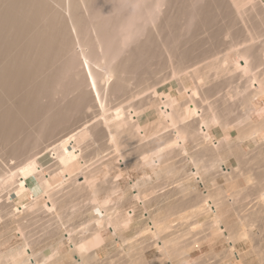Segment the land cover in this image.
I'll use <instances>...</instances> for the list:
<instances>
[{
    "label": "bare ground",
    "instance_id": "1",
    "mask_svg": "<svg viewBox=\"0 0 264 264\" xmlns=\"http://www.w3.org/2000/svg\"><path fill=\"white\" fill-rule=\"evenodd\" d=\"M218 19H221L220 21L222 22L223 20L227 22L222 24ZM217 21L221 25H217ZM192 23L202 26L201 28L197 26L200 30L196 29V26H193V30L198 34L208 29L212 31L210 28L216 23L215 26L217 27L215 28H220L219 36H222L220 37L222 43L223 41L225 42L228 37L230 38V35L234 36L235 31L237 32L236 29L233 34H231L230 28L235 29L238 27V32L240 30L242 34L239 33L240 35H237L238 32H235V36L237 35L236 38L232 39L234 40L232 43L230 41L231 44H234L230 46L229 43L227 51H224L225 53L222 55L223 57H221L222 60H218L219 58L217 59L218 56L216 55L220 50H217L218 52L213 54L216 50L213 51L211 49L213 52H209V54L204 52L209 56V58H206L204 61L208 59L209 61L207 62L209 63L205 62V66H199V64L202 63H199L200 59L198 56L197 58L199 61L196 60V57L193 58V60L185 61V58L191 56L190 54L193 55V52L197 50L193 48L196 44H192L194 42L193 39L198 38L194 36V34H198L193 33V36L196 38H193L191 35L192 44L191 47L188 46L190 48L185 50L186 54L183 52L180 54L176 53L180 51L179 45L182 46L181 44L183 42L181 41L183 40L181 39H183L184 35L190 34ZM227 24L228 26L226 27L225 25ZM203 26L206 28L208 27L207 30L202 31ZM215 28L214 31H216ZM221 31L224 32L221 33ZM214 34L217 33L214 32ZM239 36L240 40L243 42L242 45L240 44V40L237 39ZM242 36H244V40H242ZM210 37L211 35H209V37L207 36V38ZM203 38L205 39L206 37L204 36ZM236 39L239 40L236 44L241 45V47L235 44V42H237L235 41ZM215 40L218 41L219 38ZM184 41H186V39ZM170 42H172L173 45L170 44ZM186 43L188 44L190 42ZM196 43L199 44V42ZM203 44L205 45V43ZM186 46L184 45V47ZM217 47L219 46H216V49ZM226 47L224 49H226ZM202 48L204 47L202 46ZM219 48H221V46ZM207 49L209 50V48ZM173 57L178 61L176 68L171 67L172 72L170 71V73H172L171 77L176 79L180 85L179 90L177 89L179 94H177V91H172L166 95H159L156 91L152 92L153 87L155 90V83L153 85V82L158 81L155 80L157 79V73H159L158 70L164 68L169 61L174 59ZM167 58H170L168 62L165 61ZM171 65L172 63L170 66ZM162 70V72H164V69ZM211 72L216 76L215 78L223 74V80L229 83L230 88H232L230 84L233 83V80L235 82L237 81L238 85L241 82V88L239 86L237 88L236 85L234 86L236 87L234 89L235 91L239 88L242 89L240 93L242 94V96L240 95L241 98L238 97L239 93L236 95V92L231 89L238 99L241 100L237 101L235 98L232 99L234 94L231 92V95H233L230 98L235 100V103L242 102V110L245 109L246 111H244L246 113L242 112L241 117H239L241 120L237 117V120L233 121L234 118L232 119L231 117L234 116L228 118L236 124L235 128L238 134V141L250 145L255 144L256 133H264V117L260 120L258 119V121H254L252 118V114L258 111L263 113L264 111V0H0V229L1 231L8 232L12 229L18 231L17 234L24 246L21 251L12 255L13 258L17 257V264H92V261L97 259V252L95 249L99 246L101 247L102 244L104 245L105 238L102 236V233L105 228H109V230L112 231L111 235L113 238L117 237L122 243L129 242V240L122 235V230L132 222L135 211L129 210L128 212L116 213L117 210L114 211V208L107 207L109 201L106 203V206L102 205L101 202L97 204L95 202V205L92 204L93 207L90 208L89 212V215H91L92 212L93 215L91 216H94V220L91 225L90 223L86 226L83 224L88 230L86 229V231H84V227H81L79 228L81 230H70L69 233H61L60 237H57L56 235L59 234L57 233V228H55L57 232H54V229H52L54 227H49L48 230L50 231H46V226H44L45 228L43 227L44 229L42 228V230L46 232L43 231V235L51 239V247L53 249L55 248L54 250H56V252H53L51 250L52 248L50 249L48 247V250L36 253V250H38V248H35V246H37L36 239L38 232L33 231L35 230L33 225H37L36 227H38L40 221L42 222V220H44L41 219V217H49L48 214L52 215L54 213V216H58V218L61 217V215L59 216V210L63 207L62 204L65 202L64 195H66L65 197L67 198H72L78 194L77 196L85 195L89 198L91 194L97 196L104 192L103 194L109 197V195H112L117 189V182V185H114V182L111 180L109 181L113 184H108L109 182L105 181L106 183L97 185V181L99 180L98 177L101 174L105 175L103 173L104 171L101 172L99 170L100 167L98 166L100 163L96 165L94 170V167L90 166L92 163H88V159L85 156L89 155L88 153L85 154L86 150H89V147H91L94 141L100 142L102 151L111 149L115 154L114 157L110 158V161L108 159L106 164L104 163L107 172H114V180L119 179L122 174L121 171L117 172L119 167L116 169L112 165V163H114L113 160L120 159L122 163L120 166H124L127 162L132 160L134 163L136 160H141L140 162L142 165H145L144 167L153 165L154 168H156L162 163L160 162V158L162 157V159H165L163 156H166L167 152L170 153L169 151L177 152V155L180 156L178 158L181 159L182 155L180 154L183 153V149L187 146L183 148V143H186L184 141H188L190 144L194 145L193 147H197L199 150L202 149V153L205 150L206 153L212 152L210 159L208 158L210 161L208 160V163L206 162L211 167V173L212 169L220 171L221 175L227 178L226 181H233L238 178L237 175L239 172H237L236 175L235 172L237 171V166L243 164L242 160L244 159L240 156L241 160H239L240 157L238 158L236 153L233 152H235L237 148H240L236 147L234 148V150H236L233 151V145L234 147L236 145L233 144L232 140L227 138V136L222 140H218L216 143L212 141L213 135L210 130L215 126H220L224 134H227L226 130L230 123L228 125V121L226 122L227 119L225 120V118H222L224 114L227 115V113L223 114L222 112H229L230 108L235 105V103H232L230 106L228 105L230 104L227 103L229 101L228 99H230L229 93H227V95L225 94V97L221 94L219 95L222 90V85L213 79H209ZM181 74L185 78L193 81L195 85L193 89H186L184 86L185 81L180 78ZM208 74L209 76H207ZM166 75L167 74H165V76ZM238 81L240 82L238 83ZM151 82L153 87L150 86L152 87L150 92L152 93L150 94L149 92L148 95L146 94L149 90L147 84ZM157 83L159 84V82ZM143 84H146L148 88L145 86V89ZM141 85L143 86L141 90L139 88V90L136 89ZM134 86H136V92L132 90ZM222 87L224 88V85ZM226 89L229 90V88ZM240 89L238 90L239 92ZM145 94L146 96L142 97V95ZM138 96L142 98L138 100ZM155 99H158V101L160 100L159 103L158 101L156 102L158 103L157 105L155 104ZM232 100H230V102ZM156 116H158V118L161 117L157 122L154 119ZM238 120L240 122H237ZM156 126L159 128L163 126V129L167 131L168 138L165 136L166 139L164 140V137L161 136L164 142L162 140V143L159 145L160 147L158 146L160 140H157V142L154 139L157 142H155V144L158 149L155 148V151L152 149L153 151L149 152L144 149L145 152H141L142 157L138 156V158H141H136L135 160V157H137L136 154H139V150L142 149L141 143L144 140L145 143L147 142L144 136V130L156 128ZM164 134L166 133L164 132ZM150 135L154 136L156 134L152 133ZM148 139L149 138H147V140ZM140 141L142 142L140 143ZM238 141L236 142L237 145H239ZM147 143H150L149 140ZM97 144L99 145V143ZM209 144L212 145L209 146ZM148 145L146 144V146ZM134 146H136L135 151L132 152L131 150ZM153 146L154 144L150 147L154 148ZM258 146L259 145L256 147ZM175 148L177 151L173 150ZM197 148L196 151H198ZM223 149L226 150L227 160L229 155V159L235 161L229 168L226 166L225 162L221 160L220 152ZM258 149L256 156L254 155L255 153L252 154V152H249V154H252L249 155L253 157H251L252 160H250V158L248 160L245 159L246 161H252L250 165L256 164L257 166L255 167L254 165L253 170L255 173L253 174L254 177L252 176L255 182L250 180V177L245 176L244 173L241 174L244 175L242 178L246 181V185L249 183V180L257 185V188H255L257 197H253L254 200L252 199V201L254 202H250V204H253L250 205L249 201L247 202L251 206L247 204L249 206L247 210L250 209L248 213L252 216L255 215V217H253L254 219H257L259 215L264 212V143L261 144V147H258ZM185 150L184 153H186ZM239 151L237 152L238 154ZM90 152L92 151L90 150ZM242 152L243 151H241V153ZM106 154L105 155L109 157V154ZM172 155L175 154L172 153ZM177 155H175L176 160L174 159L175 161L172 160V162H169V160L171 161V154L169 157L166 156L167 161L173 166L172 169H175L176 166L177 168H181L183 164L179 163L181 162L179 160V162H177ZM101 156L102 155H98V159ZM245 156L247 158V155ZM182 158L184 160V157ZM93 159L94 158L91 160ZM103 160L104 159H102V162ZM34 161H37L40 165L41 171L39 170L37 173L36 168L33 167ZM167 161L164 162V165ZM49 162L52 163V166L48 164ZM116 162L117 161H115V163ZM156 162H158L159 165L158 163L156 164ZM173 162H177L176 166ZM195 162L197 163V161ZM195 162L194 165L196 168L193 169V173L191 172V177L197 176L198 165ZM134 163L132 164L134 165ZM247 164L248 163H246V166L249 165ZM135 165H137V163ZM166 165L164 169L167 168ZM203 166H205V164ZM246 166L242 167L247 169ZM144 167L142 166V168ZM242 167L241 170H243ZM182 168L185 169V166ZM204 168H209V166H205ZM164 169L156 168L154 170L157 172L152 173H156L157 175L160 173L163 174L165 171L167 174L172 173L173 175H179L184 171L179 169L180 172H178V169H168L167 171L169 172H167ZM248 170H250V168ZM248 170H245V172ZM210 171L205 172L204 170V174L207 175ZM248 172L250 174L251 171ZM183 173L185 174V171ZM172 174H170V176ZM184 174L183 176L187 173ZM213 174H216V172ZM41 176L42 178L40 180ZM181 176L182 175L179 177ZM195 179L197 180V178ZM178 180L181 181L182 179ZM55 183H57L58 186L59 184L61 186L68 185H66L67 190L64 191L65 194L59 192V189H56ZM159 183H161V181H159ZM252 185L254 186L255 184ZM252 185L250 186L252 187ZM61 186L60 189L62 191ZM134 188L137 189L138 193L135 194L132 199L134 198L136 200L138 198V203L145 205L143 203L144 200L142 202L140 199L144 198L145 192L150 187L147 189L144 188L146 189L145 191L143 187H139V183H137L134 185ZM250 188L246 190H252ZM151 190L149 191L151 192ZM182 190L183 189H181V191ZM154 191L157 193V190ZM240 191L244 192L242 189ZM241 192H239V194ZM247 192L244 193L247 194ZM58 193L63 194L61 195L63 199H61L64 202L57 199ZM186 194L187 192H185V195ZM233 194L232 199L233 196L238 193L236 192V194ZM248 194L246 196H239H244L245 198L248 197ZM218 195H220V192ZM107 197H105V199H107ZM192 197H188V199H192ZM197 198L200 199L199 196ZM197 198L194 199L197 201ZM218 199L216 197L217 201L222 199L224 201L217 203L215 200L211 201L207 198L203 199V204L199 205L202 201L199 202L200 200H198L197 204L199 206H193L196 204L194 200L195 204L192 203V207L189 204V207L193 208V211L198 215L207 212L214 213V218L213 220L211 219L214 223L212 226L217 228L218 225L219 227L217 229L213 228V231L215 230L224 234L223 241L231 245V250H228L232 251L234 243H236L242 235L247 234L245 232V234H242L240 231V228L244 226V224L246 225V223L240 225L238 222H230L228 218H230L234 212L236 213L238 207L230 208L228 204H226L225 198ZM180 200L185 199L181 198ZM238 201H241V199L238 198ZM58 202L60 206H57ZM103 202L102 203L105 204V201ZM184 202L185 201L182 203ZM147 203L148 202H146V204ZM186 204L188 205V202ZM246 207L245 205V208L241 207V209L238 210H241L244 214ZM63 209L60 210V212L66 211ZM171 209L172 208L167 211L170 212ZM187 209L184 207L182 210L186 211ZM64 214L65 212H63L62 215ZM244 216L242 215V218H244ZM256 216L258 217L256 218ZM36 217L41 220L38 221ZM50 218L49 220H51ZM55 221L57 223L59 220ZM55 221L53 223H55ZM185 221L186 220H184V223ZM87 222L90 221L87 220L86 223ZM60 223L61 222H59V224ZM251 223L248 224L251 225ZM257 223L259 222L257 221ZM63 224L65 223L63 222ZM151 225V231L155 233L153 235L158 236V230L155 229L158 225H155L154 221ZM214 236L212 244L217 240H219L217 241L219 243L222 241L220 240L221 237L219 234ZM38 237H40V235ZM182 238L186 239V237ZM156 240L157 239H155V241ZM179 240H177V242ZM34 241L36 242L34 243ZM180 241H182V239ZM173 242L176 241L173 240ZM173 242L172 240H164L163 242L157 240L154 245L155 247L158 245L159 250L163 252L162 256L169 259L172 255L171 251H173L177 243ZM60 243L63 244L58 247ZM182 243L185 242L182 241ZM123 245L125 244L123 243ZM148 246L150 245H147V247ZM238 256L236 258L241 264ZM136 260L139 261L138 258H136ZM156 261L158 262V260ZM262 261H264V259ZM161 262L164 264L163 261ZM167 262H169V260ZM0 264L8 263L1 261Z\"/></svg>",
    "mask_w": 264,
    "mask_h": 264
},
{
    "label": "rangeland",
    "instance_id": "2",
    "mask_svg": "<svg viewBox=\"0 0 264 264\" xmlns=\"http://www.w3.org/2000/svg\"><path fill=\"white\" fill-rule=\"evenodd\" d=\"M221 19H218V21L219 22H222V21H220ZM216 22V23H218L217 25H221L219 22ZM224 22H227V21H224L223 20V22H222V24L224 23ZM180 23H182V22H180ZM199 23V22H198ZM215 23V24H216ZM200 24V23H199ZM215 24L212 26V28H210L212 31H209V29L207 30V28L206 27H204L203 26V30L202 31H205V30H207V31H205V32H201V33H196L194 30H193V26H196L195 28L196 29H198L199 27L201 28L202 26H199V25H194L193 23L191 24L192 25V30H191V28H190V34H186V33H184V34H186L187 35V37H186V35H184V37H183V39H181V40H183V41H181V42H183L181 45L182 46H180L179 45V47H180V51H178V52H176L177 54L179 53H185L186 54V52H185V50H187L188 48H190L191 47V42H192V36H193V33H196V34H198V35H195L194 34V36H196V37H198L197 39H193V44L192 45H195L196 46V48H195V46H193V48L194 49H197L198 50V52H197V50H195L194 52H193V55L192 54H190L191 56H192V58H191V56H188L187 58H185V61H188V60H193V58H197V56H198V58L200 59V61L198 60V58L196 59V60H198L199 61V63H202V64H199V66L200 65H202V66H205L204 64H206L205 62H207V61H209L208 59H207V61H204V60H206V58H209V56H207V54H209V52L211 53V52H213L214 50H216V51H214L213 52V54L216 52H218L219 50L220 51H222V52H218L216 55L218 56L217 57V59L218 60H222V58L221 57H223L222 55L225 53L224 51H227V48H228V46H229V43H230V41H231V43L234 41V40H232L233 38H236V36L237 35H240V34H242L241 32H240V30H239V32H238V27H234L235 29H233V28H230L231 29V34H233V32H234V30H236L237 29V35L235 36V32H234V36L232 37L231 35H230V40L228 41L227 39H226V41L224 42L223 41V43L220 41L221 39H220V37H222V36H219V30H220V28H215V27H217V26H215ZM226 24V23H225ZM197 26H199L198 28H197ZM223 26V25H222ZM226 27L228 26V24L227 25H225ZM225 26H224V29H225ZM185 27H186V25H185ZM184 27V28H185ZM189 28H188V30H189ZM206 28V29H205ZM214 28H215V30L216 31H214ZM195 29V30H196ZM223 29V28H222ZM198 30H200V29H198ZM194 31V32H193ZM213 32V33H212ZM214 32L215 33H217V34H214ZM222 32H224V31H221V33ZM192 33V34H191ZM204 35H203V34ZM210 33H212V34H210ZM240 33V34H239ZM202 34V35H201ZM206 34H207V36L209 37V35H211V40H210V38H207V36H206ZM209 34V35H208ZM192 35V36H191ZM215 35V36H214ZM189 36V37H188ZM193 36V38H196V37H194ZM202 36V37H201ZM206 37L205 39L203 38V37ZM259 36V35H258ZM213 37V38H212ZM219 38V40L217 41V40H215V39H217V38ZM186 39V41H184ZM190 39V40H189ZM205 41H204V40ZM208 39V40H207ZM237 39H239L240 40V36H239V38L237 37ZM235 40V41H237V42H235V44L236 43H238V41L239 40ZM261 39H262V36H261ZM242 40H244V36H242ZM212 41V42H211ZM186 42H190V43H186ZM196 42H199V44L198 43H196ZM209 42H210V44H213V45H210L209 44ZM215 42V43H214ZM218 42H221V43H218ZM203 43H205V45H206V47H205V45L203 44ZM207 43V44H206ZM227 43V44H226ZM230 43V46L232 45L233 46V44H231ZM242 41L240 40V44L242 45ZM170 44H172V42H170ZM179 44V43H178ZM186 44H187V46H186ZM209 44V45H208ZM227 46H225V45ZM173 45V44H172ZM184 45L186 46V47H184ZM200 45V46H199ZM204 47V48H202V46ZM223 45V46H222ZM236 45H238V47L240 46L241 47V45H239V44H236ZM188 46H190V47H188ZM209 46V47H208ZM212 46V47H211ZM216 46H221V48H219V47H217V49H216ZM235 46V45H234ZM184 47V48H183ZM213 47H214V49H213ZM226 47V49H224ZM207 48H209V50L207 49ZM184 49V50H183ZM200 49H202V50H200ZM211 49L213 50V51H211ZM205 50V51H204ZM218 50V51H217ZM196 52V53H195ZM207 53V54H205V53ZM201 53V54H200ZM204 54V55H203ZM212 54V55H213ZM221 54V55H220ZM216 55H215V58H216ZM194 56V57H193ZM203 59H202V58ZM205 57V58H204ZM174 58V57H173ZM190 58V59H189ZM159 59H162V58H159ZM169 59L170 58H167L165 61H169ZM187 59V60H186ZM211 60V59H210ZM177 59L176 58H174V59H172L171 61H169L168 62V64L166 65V66H164V68H162V69H164V72H162L163 70L162 69H159L158 71H159V73H157V79H155V80H158V81H155V82H153V85H154V83H155V90H154V87H153V85H151L152 84V82L151 83H148L147 85L149 86V90L147 91V93L146 94H148L149 92H150V90H151V88L153 89L152 90V92L153 91H156L159 95H166V94H169V93H171L172 91H177V94H179L178 93V90H179V84H178V81L176 80V79H173L171 76H172V73H170V71L172 72V68H176V66H177ZM172 63V65L170 66V64ZM207 63H209V62H207ZM167 66H168V68H167ZM198 66V67H199ZM170 67V68H169ZM172 67V68H171ZM169 69V70H168ZM171 69V70H170ZM169 72V73H168ZM212 73V72H211ZM210 73V76H209V74L207 75V76H209V79H213L214 81H217V83H220L222 86L224 85V88L221 86V88H222V90H221V92L219 93V95L221 94V95H223L224 97H225V94L227 95V93H229V98L234 94V96L232 97V99H234L235 98V100H239L238 99V97H240L241 98V96H242V94H240L241 93V91H242V89H240L241 87V82L240 81H238V83H239V85L237 84V81L235 82L234 80L232 81V82H230V83H232V84H230V86H232V88H230L229 87V83H227V81H225V80H223L224 79V75L223 74H221L220 76H218L217 78H215L216 76H214L213 75V73L211 74ZM165 74H167L166 76H165ZM169 74H171V75H169ZM211 75H212V78H211ZM159 77H161V78H159ZM166 77V78H165ZM214 77V78H213ZM220 77V78H219ZM168 78V79H167ZM180 78L183 80V81H185V83H184V86L186 87V89L187 90H191V89H193L194 88V83H193V81H191V80H189V79H187V78H185L182 74L180 75ZM236 79V78H235ZM221 80H223V81H221ZM237 80V79H236ZM164 81V82H163ZM220 81V82H219ZM157 82H159V84L157 83ZM187 82V83H186ZM202 82V81H201ZM225 82V83H224ZM161 83V84H160ZM224 83V84H223ZM144 85V88L146 89V87H147V85L146 84H143ZM219 85V84H218ZM236 85V87L238 88V86L240 87L239 89H240V92L238 91H235L234 89L236 88V87H234ZM146 86V87H145ZM150 86H152V87H150ZM225 86H228V87H225ZM142 85L141 86H139V87H137L136 88V86H134V87H132V90H134V92H136L135 91V88L136 89H142ZM157 87V88H156ZM134 88V89H133ZM148 88V87H147ZM226 88H229V90L228 89H226ZM138 89V90H139ZM178 89V90H177ZM231 89H233V91L234 92H236V95H238V93H239V96L237 97L236 95H235V93L234 92H232L231 91ZM133 92V91H132ZM152 92H150V94L152 93ZM233 93L232 95H231V93ZM223 93V94H222ZM146 94L145 95H142V97L144 96H146ZM176 94V95H177ZM149 95V94H148ZM241 95V96H240ZM227 96V97H228ZM139 97V96H138ZM137 97V98H138ZM142 97H139L138 98V100L139 99H141ZM222 97V96H221ZM226 97V98H227ZM236 97H237V99H236ZM136 98V99H137ZM212 99H214V98H212ZM228 99V98H227ZM231 98L230 99H228L227 101V103H230V104H228L229 106L230 105H232V103L234 104L235 103V100H232ZM230 100H232L231 102H230ZM241 100V99H240ZM239 100V101H240ZM133 101H137V100H133ZM158 101V99H155V104L157 105L159 102H160V100L158 101V103H156ZM237 104H239V105H237ZM241 105H243L242 104V102H237V103H235V105H233L231 108H230V111L229 112H222L223 114L224 113H227V115L226 114H224L223 116H222V118L224 119L225 118V120H226V122L228 121V125H229V123H230V125H229V127H228V129L226 130L227 131V134L225 135L224 134V131L221 129V127L220 126H215L214 128H211L212 130H210L211 131V134L213 135V139H212V141H213V143H216V142H218V140H222L223 138H226V136H227V138H229L230 140H232V143L233 144H235L236 146L234 147V145H233V151H235L234 150V148H236V147H239L240 149H242V150H240V149H238L237 148V150L235 151V152H233V153H236V156L239 158L240 156L242 157V159H244V160H242L243 161V164L242 165H240V166H237V167H235V168H237V171L235 172V175H236V173L237 172H239V174L237 175L238 176V178H236V179H234L233 181H226V177H224V175H221V173H220V171H215V170H213L212 169V173H211V171H210V165H208L207 163V161L210 159V155L212 154V152H208V153H206V150L204 151V149H203V151L205 152H201L202 151V149L201 150H199L197 147H193L194 145H192V144H190L188 141H184V142H188L187 144L186 143H183V148H184V146H186L184 149H183V153H181L180 155H182V157H184V160H183V158L181 157V159L180 158H178V157H180V156H178L177 155V152H172V151H169L170 153H168L167 152V155L169 154H171V161L169 160V162H172V160L173 161H175L176 160V156L175 155H177V162H179V161H181V162H179V163H183L182 164V166H181V168L182 167H184L185 166V169L184 168H177V166H176V164H177V162H173V164L176 166L175 167V169L173 168L172 169V165H171V163H169L168 161H167V157H169V155L167 156L166 154V156H163V158H165V159H162V157L160 158L161 160H160V162H162V163H160L161 165H159V163L158 162H156V164L158 163V167H156V168H158V169H164V167H165V165L167 164V163H169V164H167L166 165V169H164V170H168V169H170V170H179V169H181V171L182 170H184L185 171V174L183 173L184 171H182L179 175H173L172 173H169V174H167L164 170V173L162 174V173H160V174H157L156 175V173H152V172H157L156 170H154V169H156V168H154V166L153 165H148V166H146V167H144L145 165H142V163L140 162L141 160H136V158L137 159H140L142 156V154H141V152L142 153H144L145 151H144V149L145 150H147L148 152L149 151H153L152 149H154V151L156 150L155 148H157V146H156V144H155V142L158 140H160L159 142H158V146L162 143V140H163V137H164V140L166 139L165 138V136L168 138V134H167V131H165L164 129H163V126H161L160 128L159 127H157L156 126V128L154 129V128H150V129H147V130H144V136H145V139H146V141L148 142V140H149V142L150 143H145V140L142 142V141H140V143H141V147H142V149L141 150H139V154L137 155L136 154V152H135V154H136V156L137 157H135V163H134V161L132 160V161H129V162H127V166L126 165H124V166H120V164H122L121 163V161H120V159L119 160H113L114 161V163H112V165L117 169L118 167V170H117V172L118 171H121V174H122V176L119 178V179H117V180H114L115 178H114V172H107V168L105 167V164H106V161H108V159H109V161H110V158H112V157H114V153L111 151V149H108V150H103L102 151V149H101V144H100V142H98V141H94L93 142V144L91 145V147H89V150L87 149L86 150V153L85 154H89L88 156H91L92 158H94L93 160H91L92 158L91 157H88L87 155H85L86 157H87V159H88V163H92L90 166L91 167H94L93 169L95 170V168H96V165L98 164V163H100L99 164V166L98 167H100V171L101 172H103L105 175H103V174H101L99 177H98V181H97V185H101V184H103V183H106V182H109L108 184H113L111 181H113L114 182V185H117V189H119V190H115V192L112 194V195H109V197H107L105 194H103V193H101L100 195H97V196H95V195H93V194H91V195H89L90 197L88 198V196L86 197L85 195H79V196H77L78 194H76L75 196H73L72 198L71 197H69V198H67V197H65L66 195H64V201L62 200L63 199V196H61V195H63V194H61V193H58L57 194V199L59 200V201H61L62 200V202H64L62 205H63V207L60 209V210H62L63 208H65V206H66V208H68V209H63V210H66V211H63V212H65V214L64 215H62L63 214V212L61 211L60 212V210H59V216L61 215V217H59L58 218V216H54L53 214V216L51 215V214H48V216L49 217H46V218H44L45 216H43V218L41 217V216H39V217H41V219H44V220H42V222H44V223H42L40 220V218H37L36 217V219L38 220V221H40V225H38V227H36L37 225H33V228H35V230H33V231H36V232H38L37 234V239H36V241H37V246H35V248H38V250H36V253H41L42 251L44 252V251H46V250H48L47 248L49 247L50 249L52 248L51 246H52V241H51V239H49L48 237H46L45 235H43V231L44 232H46V231H50V230H48V228L49 227H54V228H52V229H54V232H57V230L55 229V228H57L58 229V232L57 233H59V234H57L56 236L57 237H60V234L61 233H63V234H67V233H69V231L70 230H74V231H76V230H81V229H79V228H83L84 226H86V225H88V223H90V225H91V223H92V221L94 220V216H91V215H93L92 214V212H91V215H89V212H90V208L91 207H93L92 206V204L93 205H95V202H96V204L98 203V202H101V204L102 205H104V206H106V203H107V207H112V208H114V211H116L117 210V212L116 213H118V212H128L129 210H134L135 211V215H134V219L132 220V222L130 223V224H128L127 226H125L124 228H123V230H122V235L125 237V238H127L128 240H129V242L127 241V242H123L125 245H123V243L122 242H120V240L117 238V237H114L113 238V236L111 235V230H109V228H105L104 229V231H103V233H102V236H104V238H105V242H104V245L102 246L101 245V247L99 246V247H97L96 249H95V251L97 252V259L95 260V261H92V264H96V263H98V264H111V263H113V264H162V262L161 261H163V263L164 264H240L239 262H238V259L236 258L238 255L240 256H238V258H239V260L241 261V264L243 263V264H264V261H262L263 259H264V212H263V214H260L259 215V217L258 216H256V218L258 217L259 219H260V216H261V219L259 220L258 218L257 219H254L253 217H255V215H251L250 213H248V210L250 211V209H248L247 210V208H249V206L250 205H252V204H250V202H254V201H252V199L254 200V198L253 197H257V195L255 194V188H257V185H256V183H254L255 182V180L253 179V177H254V173H255V171L253 170L254 169V165H255V167H257L256 166V164H252V165H250L251 163H252V161H250V160H252V158L249 156V155H252V154H254L255 156L257 155V152H258V147L260 148L261 147V144H263L264 143V133L263 132H258V133H256V135H255V144H253V145H250V144H248V143H244V142H242L241 143V141H238V134H237V132H236V124L235 123H233L232 122V120L230 119V118H228V117H231V116H234V117H231L232 119H233V121H235V120H237V117L239 118V117H241V115H242V112L244 113L246 110L244 109V107H243V109L245 110H242V106ZM237 106V107H236ZM239 107V108H238ZM241 107V108H240ZM238 108V109H237ZM237 110V111H235V110ZM242 110V111H241ZM239 112H241V113H239ZM236 113V114H235ZM246 113V112H245ZM259 113H261V114H259ZM258 117V118H257ZM262 117H264V111H263V113L262 112H257V113H255V114H252V118H253V120L255 121V120H257L258 121V119L260 120V119H262ZM161 117H159L158 118V116H156L154 119H155V121L157 122L159 119H160ZM229 120H231V121H229ZM239 120H241L240 118H239ZM237 121V122H240V121ZM161 121H162V119H161ZM224 121V120H223ZM92 122H94V121H92ZM92 122H90V123H92ZM232 122V123H231ZM236 122V123H237ZM158 124V123H157ZM238 124V123H237ZM94 125V124H93ZM163 130H162V129ZM153 129V130H152ZM158 129V130H157ZM157 130V131H156ZM149 131V132H148ZM151 131V132H150ZM166 133V134H164V132ZM156 132V133H155ZM156 134V135H150V134ZM237 134V135H236ZM148 135H150V136H148ZM159 135V136H158ZM161 136H163V137H161ZM152 137V138H151ZM155 137V138H154ZM147 138H149L148 140H147ZM160 138V139H159ZM152 139H153V141H152ZM156 141H155V140ZM234 139V140H233ZM235 139H236V141H235ZM151 140V141H150ZM164 140H163V142H164ZM238 141V144L239 145H237V142ZM152 142H154V143H152ZM156 142V143H157ZM97 143H99V145L97 144ZM143 143H144V146H143ZM146 144L149 146H146ZM151 144V145H150ZM152 144H154V148H152V147H150V146H152ZM210 145H212V144H209V146ZM257 145H259L258 147H256ZM96 146H98V147H96ZM156 146V147H155ZM179 146V145H178ZM178 146H176V147H178ZM135 147L136 146H134V147H132V152H134L135 151ZM148 147V148H147ZM160 147V146H159ZM193 147V148H192ZM195 148V149H194ZM196 148H197V150L199 151H196ZM256 148V149H255ZM151 149V150H150ZM158 149V148H157ZM186 149V150H185ZM254 149H255V151H254ZM90 150L92 151V152H90ZM99 150H101V151H99ZM174 151H177V149L175 148V149H173ZM184 150H185V152L186 153H184ZM240 150V151H239ZM87 151H89V152H87ZM146 151V152H147ZM167 151V150H166ZM189 151V152H188ZM226 150H221V152H220V155H221V160H223L224 162H225V164H226V166L229 168V167H231L234 163H235V161L234 160H232V159H229V155H228V160H227V155H226V152H225ZM239 151V154L237 153ZM241 151H243L242 153H241ZM247 153H246V152ZM173 154H175V155H172V153ZM245 152V153H244ZM249 152L251 153L252 152V154H249ZM97 153H99V154H97ZM106 153H108L109 154V157L108 156H106L107 154ZM111 153H112V155H111ZM188 153V154H187ZM201 153V154H200ZM228 153V152H227ZM241 153V154H240ZM244 153V154H243ZM106 154V155H105ZM228 154H230V153H228ZM244 156H243V155ZM93 155V156H92ZM98 155H102L101 157H99V159H98ZM111 155V156H110ZM183 155H185V156H183ZM202 155V156H201ZM239 155V156H238ZM245 155H247V158H246V156ZM138 156H141V157H139L138 158ZM206 156V157H205ZM223 156V157H222ZM173 157V158H172ZM190 157V158H189ZM198 157V158H197ZM200 157V158H199ZM241 157L239 158V160H241ZM244 157V158H243ZM185 158H186V160H185ZM203 158V159H202ZM209 158V159H208ZM250 158V160L249 161H246L245 159H249ZM102 159H104L103 160V162H102ZM170 159V158H169ZM175 159V160H174ZM199 161H198V160ZM224 159H226V160H224ZM98 160V161H97ZM163 160V161H162ZM179 160V161H178ZM206 160V161H205ZM92 161V162H91ZM93 161H94V163H93ZM95 161H96V163H95ZM101 161V162H100ZM105 161V162H104ZM112 161V162H113ZM115 161H117L116 163H115ZM120 161V162H119ZM158 161V160H157ZM165 161H167V163L164 165V162ZM183 161V162H182ZM195 161H197V165H198V168H197V170H198V172H197V176H192L191 177V172L193 173L194 172V170L193 169H195L196 167H195V165H194V162ZM203 161V162H202ZM210 161V160H209ZM52 162V161H51ZM53 162L55 163V161L53 160ZM52 162V163H53ZM131 162V163H130ZM205 162V163H204ZM207 162V163H206ZM244 162H245V164H244ZM251 162V163H250ZM52 163H48V164H51V166H52ZM102 163V164H101ZM105 163V164H104ZM132 164V163H134V165L137 163V165H130V164ZM139 163H140V165H139ZM178 163V164H179ZM199 163V164H198ZM205 164V166L206 167H208L209 166V168H204L205 166H203L204 164ZM246 163H248L247 165L248 166H246ZM47 164V165H48ZM93 164H95V165H93ZM118 164V165H117ZM164 166H163V165ZM208 166H207V165ZM103 165V166H102ZM144 167V168H142V166ZM194 165V166H193ZM49 166V165H48ZM134 166V167H133ZM152 168H151V167ZM163 166V167H162ZM169 166V167H168ZM179 167H180V164L178 165ZM245 167L246 166V168L247 169H244L243 167ZM34 168H36V173L37 172H39V170L41 171V169H40V165L37 163V161H34V166H33ZM32 167V168H33ZM46 167V166H45ZM105 167V168H104ZM192 167H194V168H192ZM241 167H242V169L243 170H241ZM31 168V169H32ZM154 168V169H153ZM177 168V169H176ZM250 168V170H248ZM251 168H252V170H251ZM126 169H127V171H126ZM205 170V172H207V171H210V173H206L207 175H205L204 174V170ZM206 169H207V171H206ZM240 169V170H239ZM245 170H248V171H251L250 172V174H249V172L248 171H246L245 172ZM107 172V173H106ZM162 172V171H161ZM167 172H169V171H167ZM178 172H180V170L178 171ZM214 172H216V174H213ZM242 172V173H241ZM253 172V173H252ZM244 173V175L245 176H248V177H250L249 179L250 180H252V181H254V182H251L250 180L247 182L248 184L246 185V181L242 178V177H244V175H241V174H243ZM165 174H167V175H165ZM170 174H172L171 176H170ZM178 174V173H177ZM183 174L186 176H183ZM212 176H211V175ZM249 174V175H248ZM155 175V176H154ZM163 175V176H162ZM180 175H182L181 177H179ZM201 175V176H200ZM218 175H220V176H218ZM146 176V177H145ZM166 176V177H165ZM178 176V177H177ZM215 176V177H214ZM253 176V177H252ZM144 177V178H143ZM148 177V178H147ZM160 177V178H159ZM164 177V178H163ZM169 177V178H168ZM173 177H175V178H173ZM217 177V178H216ZM224 177V178H223ZM41 178H42V176L40 177V180H41ZM157 178H159V179H157ZM162 178V179H161ZM172 178V179H171ZM195 178H197V180L195 179ZM200 178V179H199ZM215 178V179H214ZM149 179V180H148ZM157 179V180H156ZM166 181H165V180ZM178 179H182L181 181H179ZM187 179V180H186ZM104 182H103V181ZM109 180H111V181H109ZM173 180V181H172ZM177 180V181H176ZM80 181H82V180H80ZM106 181V182H105ZM145 181V182H144ZM159 181H161V183H159ZM170 181V182H169ZM215 181V182H214ZM116 182H117V184H116ZM141 182V183H140ZM143 182V183H142ZM147 182V183H146ZM163 182V183H162ZM182 182V183H181ZM214 182V183H213ZM58 183V182H57ZM57 183H55V185H56V189H59L58 191L59 192H63L64 193V191L65 190H67V186L66 185H60L59 184V186H58V184ZM60 183V182H59ZM137 183H139V187L141 186V187H143V190H145L146 191V189L147 188H149V189H147V191L145 192V194H144V198H142V199H140V200H142V202H143V200H144V204L145 205H141V204H139L138 203V198L135 200L134 198L132 199V197H134L135 196V194H137L138 193V191H137V189L136 188H134V185H136ZM178 183V184H177ZM181 183V184H180ZM63 184V183H62ZM141 184V185H140ZM148 184V185H147ZM155 184V185H154ZM160 184H164V185H160ZM214 184V185H213ZM216 184V185H215ZM252 184H255L254 186L252 185ZM54 185V186H55ZM144 185V186H143ZM157 185V186H156ZM178 185V186H177ZM184 185V186H183ZM218 185V186H217ZM221 185V186H220ZM250 185H252V187L250 186ZM60 186H61V188H62V191H61V189H60ZM63 186H64V189H63ZM148 186V187H147ZM155 186V187H154ZM160 186V187H159ZM214 186V187H213ZM218 188H217V187ZM220 186V187H219ZM246 186H247V188H246ZM251 188H250V187ZM157 187V188H156ZM159 187V188H158ZM163 187H164V189H163ZM168 187V188H167ZM174 187V188H173ZM182 187V188H181ZM188 189H187V188ZM254 187V188H253ZM66 188V189H65ZM144 188H146V189H144ZM220 188V189H219ZM248 188H250V189H252V190H250L251 191V194H250V191H248L249 189ZM135 189H136V191H135ZM152 189V190H151ZM176 189V190H175ZM181 189H183L182 191H181ZM195 189V190H194ZM242 189V191H244V192H247V194H248V197L250 198H248V197H245L244 198V196H246L247 194H245L244 192H241L240 190ZM246 189H248V190H245ZM149 190H151V192L149 191ZM154 190H157V193H156V191H154ZM169 192H168V191ZM173 190V191H172ZM175 190V191H174ZM179 190V191H178ZM208 190V191H207ZM149 191V192H148ZM153 191V192H152ZM254 191V192H253ZM148 192V193H147ZM185 192H187V194L185 195ZM191 194H190V193ZM194 192V193H193ZM196 192V193H195ZM216 192H217V194H216ZM219 192H220V195H218L219 194ZM235 192V193H234ZM236 192L238 193V194H236ZM239 192H241L240 194H239ZM252 192H253V195H252ZM167 193V194H166ZM182 193V194H181ZM183 193H184V195H183ZM209 193V194H208ZM236 194L235 196H233V199H232V194ZM244 193V194H243ZM65 194V193H64ZM115 194V195H114ZM208 194V195H207ZM231 194V195H230ZM233 194V195H234ZM93 195V196H92ZM160 195V196H159ZM163 195V196H162ZM197 195V196H196ZM238 195V196H237ZM239 195H244L243 197H240ZM256 195V196H255ZM97 197V198H95V197ZM183 196V197H182ZM193 196V197H192ZM195 196V197H194ZM200 197V199L199 198H197V197ZM207 196V197H206ZM225 196V197H224ZM56 197V196H55ZM60 197V198H59ZM105 197H107V199H105ZM149 199H147V198ZM188 197L190 198V197H192V199H188ZM213 197V198H212ZM216 197H217V199L218 200H220L221 198H225V202H226V204H228V206L230 207V208H237V210H236V213L234 212V214L230 217V218H228V220H230V222L231 221H233V222H238V224H244V223H246V225L249 223H251V225H245L244 224V226H242L240 229V231L242 232V234H245V233H247V234H245V235H242L240 238H239V240H237L236 241V243H234V247H232L233 249H232V251H229L228 249H230L231 250V245L229 244L228 245V243H226V242H224L223 241V235L224 234H221V233H219L218 231H213V228H215V229H217L219 226L217 225V228L215 227V226H212L214 223H213V218H214V213H211V212H207V213H204V214H197L195 211H193L194 209L193 208H191L192 207V203L193 204H195V205H193V206H197L198 204H197V201L198 200H200L199 202H201L199 205H201V204H203L204 202H203V199H207V198H209V200H215L217 203L218 202H223L224 200L222 199V200H220V201H217L216 200ZM221 197V198H220ZM227 197V198H226ZM229 197V198H228ZM236 197V198H235ZM252 197V198H251ZM62 198V199H61ZM94 198H95V200H94ZM109 198V199H108ZM131 198V199H130ZM181 198H183V199H185V200H180ZM197 198V201L195 200V199ZM203 198V199H202ZM238 198L239 199H241V201H238ZM86 199V200H85ZM101 199V200H100ZM129 199V200H128ZM154 199H155V201H154ZM237 199V200H236ZM83 200V201H82ZM94 200V201H93ZM99 200V201H98ZM125 200V201H124ZM179 200V201H178ZM190 200H192V201H190ZM196 202H195V201ZM103 201H105V204H103L104 202ZM131 201V202H130ZM148 202L147 204H146V202ZM150 201V202H149ZM181 201V202H180ZM183 201H185L184 203L186 204L187 202H188V205L186 204H184V203H182ZM234 201V202H233ZM238 201V202H237ZM246 201V202H245ZM249 201V204L247 203ZM61 202V203H62ZM75 202V203H74ZM78 202V203H77ZM103 202V203H102ZM118 202V203H117ZM179 202H180V204H179ZM195 202V203H194ZM198 202V203H199ZM239 202H241V203H239ZM127 203V204H126ZM231 203V204H230ZM232 203H233V205H232ZM239 203V204H238ZM243 203H244V206H243ZM246 203V204H245ZM109 204V205H108ZM180 206H179V205ZM184 204V205H183ZM189 204L191 205V207H189ZM249 206H248V205ZM118 205H119V207H118ZM198 205V206H199ZM236 205H239V206H236ZM242 205V206H241ZM245 205L247 206L246 207V211L244 212V214H245V216H244V214H243V212L241 211V210H238V209H241V207L242 208H245ZM57 206H60V203L58 202V204H57ZM71 206V207H70ZM116 206V207H115ZM142 206H144V207H142ZM174 206H176V207H174ZM235 206V207H234ZM184 207H185V209H187V208H189V209H187L186 211L185 210H182V209H184ZM187 207V208H186ZM251 207V206H250ZM170 208H172L171 209V211L169 212V211H167V210H169ZM174 208H176V209H174ZM72 209V210H71ZM146 210V211H145ZM181 210V211H180ZM144 212V213H143ZM149 212V213H148ZM168 212V213H167ZM195 212V213H194ZM239 214H238V213ZM241 212V213H240ZM247 212V213H246ZM146 213V214H145ZM171 214V215H170ZM177 214V215H176ZM239 216H238V215ZM241 214V215H240ZM249 214V215H248ZM196 215H197V217H196ZM237 215V216H236ZM242 215L244 216V218H245V220H244V218H242ZM262 215H263V218H262ZM194 216V217H193ZM51 217V218H50ZM250 217V218H249ZM49 218L52 220H49ZM61 218V219H60ZM90 218V219H89ZM192 218H193V220H192ZM252 218V219H251ZM212 219V220H211ZM242 219V220H241ZM47 220V221H46ZM55 220H59L57 223H56V221H55V223H53ZM90 221V222H87L86 223V221ZM158 220H160V221H158ZM184 220H186L185 221V223H184ZM211 220V221H210ZM252 220V221H251ZM153 221H154V224L155 225H158L155 229L156 230H158V236H154L153 234H155V233H153L152 231H151V223H153ZM248 223H247V222ZM251 221V222H250ZM255 223H254V222ZM257 221L259 222V223H257ZM261 221V222H260ZM59 222H61L60 224H62V225H60L59 224ZM63 222L65 223V224H63ZM156 222V223H155ZM241 222V223H240ZM47 223H49V224H47ZM74 223V224H73ZM212 223V224H211ZM261 223V224H260ZM51 224V225H50ZM82 224V225H81ZM83 224H84V226H83ZM65 225V226H64ZM174 225V226H173ZM253 225V226H252ZM44 226H46V228L44 227ZM48 226V227H47ZM75 226V227H74ZM78 228H77V227ZM196 226V227H195ZM250 226H251V228H250ZM258 226V227H257ZM45 228V230H42V228ZM61 227H63V228H61ZM74 227V228H73ZM200 227V228H199ZM43 228V229H44ZM76 228V229H75ZM90 228V227H89ZM202 228V229H201ZM211 228V229H210ZM263 228V229H262ZM51 229V228H50ZM51 229V230H52ZM86 229L88 230V228H85L84 227V231H86ZM91 229H93V228H91ZM56 230V231H55ZM245 230V231H244ZM0 231H1V229H0ZM61 231V232H60ZM73 231V232H74ZM152 233H151V232ZM160 231V232H159ZM199 231V232H198ZM245 232V233H244ZM257 232V233H256ZM18 233V231L16 230V229H12L11 231H1L0 232V243H1V246H0V262L1 261H4V262H7L8 264H17V262H16V258L17 257H14L13 258V256L12 255H15L16 253H18L19 251H21V249H22V247L24 246V244H23V242L22 241H20V237H19V235L17 234ZM41 233V234H40ZM160 233H162V234H160ZM45 234V233H44ZM138 234H139V236H138ZM152 234V235H151ZM188 234V235H187ZM204 234V235H203ZM217 234H219V236L221 237V239L220 240H222V241H220V243L219 242H217V241H219V240H217L214 244H212L213 243V237H215L214 235H217ZM40 235V237H38ZM187 235V236H186ZM209 235V236H208ZM137 236V237H136ZM142 236V237H141ZM177 236V237H176ZM202 236V237H201ZM254 236V237H253ZM57 237H55V238H57ZM175 237V238H174ZM182 237H186V239L185 238H182ZM261 237V238H260ZM52 238H54V237H52ZM143 240H142V239ZM189 238V239H188ZM206 238V239H205ZM244 238V239H243ZM257 238V239H256ZM48 239V240H47ZM132 239V240H131ZM155 239H157V240H159V241H161V242H163L164 240L165 241H171L172 240V242H173V240L174 241H176L177 242V240H181L182 239V241L183 242H185V243H182V241H178L177 243L176 242H173V243H176L174 246H175V248H173V251H171L172 253V255H173V257H172V255L170 256V258L168 259V258H165L164 256H162L163 255V252H161V250H159V248H158V245H156V247H155V245H154V243H156L157 242V240L155 241ZM177 239V240H176ZM191 239V240H190ZM195 239V240H194ZM219 239V238H218ZM249 239V240H248ZM44 240V241H43ZM59 240V239H58ZM111 240V241H110ZM117 240H118V242H117ZM186 240V241H185ZM203 240V241H202ZM242 240V241H241ZM259 240H261V241H259ZM36 241H34V243L36 242ZM114 241V242H113ZM115 241H116V243H115ZM196 241V242H195ZM33 242V241H32ZM39 242V243H38ZM240 242V243H239ZM253 242V243H252ZM30 243V242H29ZM243 243H244V245H243ZM61 244H63V243H60L59 245H58V247L61 245ZM68 244V243H67ZM145 244V245H144ZM177 244H178V246H177ZM188 244V245H187ZM193 244V245H192ZM216 244H218V245H216ZM106 245V246H105ZM122 245H123V247H122ZM144 245V246H143ZM147 245H150V246H148L147 247ZM190 245H192V246H190ZM213 245V246H212ZM190 246V247H189ZM217 246V247H216ZM259 246V247H258ZM172 247H173V245H172ZM216 247V248H215ZM101 248V249H100ZM145 248V249H144ZM55 249V248H54ZM53 248L51 249L53 252H56V250H54ZM57 249V248H56ZM170 249H172V248H170ZM176 251H175V250ZM145 250V251H144ZM160 251V252H159ZM255 251V252H254ZM218 252H221V253H218ZM121 253V254H120ZM160 253V254H159ZM224 253H225V255H224ZM228 253H229V255H228ZM215 254V255H214ZM232 254V255H231ZM262 254V255H261ZM138 255V256H137ZM219 255V256H218ZM220 255H221V257H220ZM141 256V257H140ZM160 258H159V257ZM261 256V257H260ZM110 257V258H109ZM123 257V258H122ZM156 257V258H155ZM6 258V259H5ZM135 258V259H134ZM136 258H138L139 259V261L138 260H136ZM162 258V259H161ZM241 258V259H240ZM107 259V260H106ZM152 259H155V260H152ZM242 259H244V260H242ZM261 259V260H260ZM12 260H14V261H12ZM110 260V261H109ZM117 260V261H116ZM156 260H158V262L156 261ZM161 260V261H160ZM169 260V262H167ZM108 261V262H107ZM114 261H115V263H114ZM126 263H125V262ZM156 261V262H155ZM201 261V262H200ZM216 261V262H215ZM94 262V263H93ZM110 262V263H109ZM129 262V263H128ZM150 262V263H149ZM153 262V263H152ZM171 262V263H170Z\"/></svg>",
    "mask_w": 264,
    "mask_h": 264
}]
</instances>
